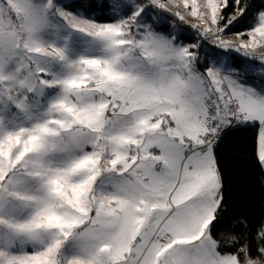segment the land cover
I'll return each instance as SVG.
<instances>
[{"label":"snow or ice","instance_id":"snow-or-ice-1","mask_svg":"<svg viewBox=\"0 0 264 264\" xmlns=\"http://www.w3.org/2000/svg\"><path fill=\"white\" fill-rule=\"evenodd\" d=\"M241 129L264 186V0H0V264H264Z\"/></svg>","mask_w":264,"mask_h":264},{"label":"trees","instance_id":"trees-1","mask_svg":"<svg viewBox=\"0 0 264 264\" xmlns=\"http://www.w3.org/2000/svg\"><path fill=\"white\" fill-rule=\"evenodd\" d=\"M187 32L191 34L192 30L187 29ZM250 142L251 131L241 129L229 133L220 146L226 180L230 186L227 210L232 215H258L264 203V186L258 179V171L246 158Z\"/></svg>","mask_w":264,"mask_h":264},{"label":"rangeland","instance_id":"rangeland-1","mask_svg":"<svg viewBox=\"0 0 264 264\" xmlns=\"http://www.w3.org/2000/svg\"><path fill=\"white\" fill-rule=\"evenodd\" d=\"M257 3H259L260 2V0H258V1H256Z\"/></svg>","mask_w":264,"mask_h":264}]
</instances>
